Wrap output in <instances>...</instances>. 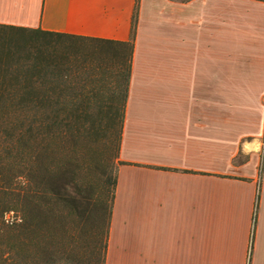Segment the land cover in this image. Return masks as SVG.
I'll return each mask as SVG.
<instances>
[{
	"label": "crops",
	"instance_id": "1",
	"mask_svg": "<svg viewBox=\"0 0 264 264\" xmlns=\"http://www.w3.org/2000/svg\"><path fill=\"white\" fill-rule=\"evenodd\" d=\"M104 264H264V0H0V25L127 41Z\"/></svg>",
	"mask_w": 264,
	"mask_h": 264
},
{
	"label": "trees",
	"instance_id": "2",
	"mask_svg": "<svg viewBox=\"0 0 264 264\" xmlns=\"http://www.w3.org/2000/svg\"><path fill=\"white\" fill-rule=\"evenodd\" d=\"M136 18L127 41L0 25V264H104ZM87 104L109 122L98 161Z\"/></svg>",
	"mask_w": 264,
	"mask_h": 264
},
{
	"label": "rangeland",
	"instance_id": "3",
	"mask_svg": "<svg viewBox=\"0 0 264 264\" xmlns=\"http://www.w3.org/2000/svg\"><path fill=\"white\" fill-rule=\"evenodd\" d=\"M101 106L102 104H87L85 117V126L89 128L90 134L85 138V157L86 159L89 157H93L97 161L99 160L101 154L104 152V148L102 146L104 135L103 129L109 124V122L106 120L105 115L102 113L103 111H101ZM97 176H99L98 172H89L88 170H84L79 177L76 187H74V189H70V196L76 201L79 200L78 194L90 196V194L88 195L87 189L85 190L84 188L86 187V183L94 181ZM81 226L85 231L88 229H93L96 226L98 227V223L93 217L90 218L88 222H83Z\"/></svg>",
	"mask_w": 264,
	"mask_h": 264
}]
</instances>
